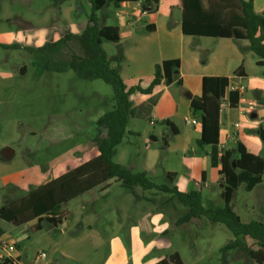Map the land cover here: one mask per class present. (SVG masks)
Here are the masks:
<instances>
[{
    "label": "rangeland",
    "instance_id": "rangeland-1",
    "mask_svg": "<svg viewBox=\"0 0 264 264\" xmlns=\"http://www.w3.org/2000/svg\"><path fill=\"white\" fill-rule=\"evenodd\" d=\"M111 10L116 11L114 7ZM107 13V10L97 13L101 23H105ZM91 15L92 6L87 0H0V45L7 46L0 47V209L98 155L97 122L115 104L113 88L102 80L81 79L72 70L56 73L44 69L49 60L58 62L75 54L86 55L76 34L87 27ZM108 25L115 23L109 21ZM70 33L74 37L56 50L44 49ZM102 48L109 57L118 54L116 44L111 42L104 41ZM257 59L250 51L247 60L251 63ZM251 66L256 70L254 63ZM259 70L251 74L254 85L263 80L257 75ZM243 83L248 88L242 105L232 109V113L222 114L224 129L235 133L247 132L249 124L254 122L252 115L259 114V108L264 110V88H257L256 92L248 82ZM175 90L157 95L152 103H134L127 129L136 135H126L123 144L116 149L113 161L134 173L149 170V180L157 185L170 186L167 173H176V183L184 193L201 189L205 208L222 209L225 206L221 196L224 186L218 182L216 156L212 155L204 168L206 183L202 180L205 155L197 144L193 142L188 151L198 152L190 174L181 163L183 155L178 147L185 144L187 130L194 133V127H189L183 117L173 119L181 131V138L176 139L162 120L156 122L153 119L156 113L153 103L159 101V112H165V101ZM189 120L193 118L189 117ZM251 135L259 140V144L254 143L251 147L252 151L264 159V144L258 131H252ZM6 148L15 152L10 161H5L2 155ZM211 150L217 148L211 147ZM134 190L114 184L105 195L107 197L93 193L71 201L64 206L67 213L64 226L44 223L41 231H33L36 221L15 227L2 220L0 226L6 231L7 240L17 250L28 253L36 264L48 261L54 264H106L110 260L115 264L121 258L122 248L132 264V250L136 246L128 234L134 229L143 234L146 246L152 242L162 246L152 253L154 260L178 252L184 264H253L247 251L224 250L233 239L225 225L214 224L206 218L185 221L188 208L171 210L169 202L143 203L133 196ZM145 196L153 199L154 193ZM94 197L98 198L96 204ZM122 199L129 205V217L118 212V200ZM104 200L110 205V208L105 207V222L83 216L93 205H102ZM230 207L244 224L263 221L264 176L253 193L247 191L246 183H241ZM92 221H98L97 226L87 228ZM82 222L86 225L84 229L80 228ZM120 225L124 229L115 238L113 234ZM162 228L166 229L156 233ZM152 234L159 235L151 238ZM243 242L249 249L258 248L252 240ZM42 253L47 255L45 261L40 258Z\"/></svg>",
    "mask_w": 264,
    "mask_h": 264
},
{
    "label": "trees",
    "instance_id": "trees-1",
    "mask_svg": "<svg viewBox=\"0 0 264 264\" xmlns=\"http://www.w3.org/2000/svg\"><path fill=\"white\" fill-rule=\"evenodd\" d=\"M92 6V15L84 31L77 36L86 55L75 54L65 61L49 60L44 69L49 72H76L84 80H102L114 90L113 108L106 112L97 122L98 136L95 139L98 155L93 159L70 170L62 176L43 184L21 199L0 209V220L21 227L36 221L33 231H41L44 223L61 226L67 218L64 206L98 187L105 186L115 180L127 188L134 190L140 187L144 191L158 190L170 194L173 200L189 209L185 221L191 218H206L214 224L225 225L232 233L231 240L224 250L233 248L247 251L256 264H264V220L241 222L240 217L230 207L234 194L241 183H246L248 192H252L263 182L264 159L248 151L246 146L237 142L233 149L226 150L220 158L221 184L224 186L222 209H207L203 206L202 193L191 191L182 193L176 187L157 185L148 178L146 172L134 173L114 163V152L127 134L130 118L133 115L132 96L135 94L150 95L165 84L173 83L174 73L180 67L178 60L165 61L156 65L154 79L147 86L141 84L129 87L123 80L120 69L125 61L123 53L109 58L102 48L104 41L119 44L120 29L116 26L100 27L97 13L110 5L119 8L123 3L141 0H87ZM182 33L191 37L229 38L248 41L250 50L257 56V65L264 67V12L257 13L253 0H182ZM74 36L48 44L44 49L56 50L65 41ZM7 48V46L0 45ZM242 67L236 72L239 74ZM232 79L227 77H205L202 82V96L191 101V111L201 121V138L197 146L204 149L220 144L221 106ZM181 85V82H179ZM242 93L239 90L228 93L229 107L239 106ZM174 135L177 128L165 121ZM106 131V134L103 132ZM132 135V134H130ZM134 135V134H133ZM136 135V134H135ZM259 137L264 144V128L259 129ZM167 143V142H166ZM167 178L172 181L173 175ZM6 231L0 226V237ZM252 240L258 249H249L243 242ZM19 249V245H17ZM0 264H18L15 260H0ZM156 264H184L179 253Z\"/></svg>",
    "mask_w": 264,
    "mask_h": 264
},
{
    "label": "crops",
    "instance_id": "crops-1",
    "mask_svg": "<svg viewBox=\"0 0 264 264\" xmlns=\"http://www.w3.org/2000/svg\"><path fill=\"white\" fill-rule=\"evenodd\" d=\"M253 2L255 11L257 13H263L264 0H253ZM181 4L182 0H141L138 2L123 3L119 8L110 5L109 7L103 9L107 10L108 12V15L105 17V23H101L99 21V25L100 27H106L109 26L108 22L112 21L115 23L114 26L119 27L120 29L121 40L116 46L118 49V54L123 53L125 56V61L121 65L120 73L124 82L129 87L136 86L138 84L147 87L154 79L156 65H160L165 61H179L180 67L177 71H175L173 83L171 85L167 86L162 84L161 86L157 87L150 95H142L137 93L132 96L131 100L134 108V103L136 101L138 103H142V105L150 102L152 103L153 99L157 95L164 94L166 91H169L173 88L176 89L173 96L169 97L168 100L165 101L164 105L165 109H167L165 112H159V101L153 103L154 112H156L153 115V119L156 120V122H159V120H162V122H171L178 130V134L173 136L176 139L181 138V131L176 123L172 121L173 119L183 117L189 127H194V133H192L190 130H187L188 136L185 140V144H182L180 147H178L179 152L183 155L181 163L183 164L186 173L190 174L191 168L193 166L194 156L198 155V152L188 151L191 150V145L193 142L196 145L197 141L201 138L200 117L194 116L192 114L191 101L202 96L203 79L205 77H227L232 79V83L236 86H245L243 82H248L251 88L257 92V88H264V70L258 69L260 68V66L257 65L258 59L251 63L249 60H247V56L250 55L251 50L250 44H248L246 41H238L229 38L191 37L184 35L182 33L183 12ZM112 7L115 8V12L111 10ZM83 31L84 29L76 35H80ZM61 39L62 37L58 38V41ZM117 55L110 56L109 58L115 57ZM252 63L256 65V70L252 68ZM240 67H242L243 70L239 74H236ZM257 69L260 71L257 75H261L263 80L260 82L261 84L258 83L257 85H254L251 82L254 79L251 74L252 72L258 71ZM179 82H181V85H179ZM246 88L248 87L246 86ZM246 91L245 93H247ZM245 93H242L239 106H241L243 103ZM188 94L192 96V99L188 97ZM251 100L252 97L249 96V101ZM257 110H259V114H256L257 117L253 119L254 122L249 124V129L247 132L235 133L228 129H224L225 125L221 120L220 144L214 147L217 148V150H211V147L213 146H209L204 149L199 148L201 153L205 155V157L202 158V163L204 165L202 168L203 183H206V170L204 168L207 163H209L212 155L216 156L215 158L218 160V182L219 184L221 183V176L219 175V171L221 169L220 158L224 151L233 149L237 142L243 143L248 151L257 155L256 152L252 151L251 147L254 143L259 144V140L253 137L251 133L252 131L257 130L259 137V129L261 127L264 128V110L260 108ZM232 112V108H229L227 114ZM240 114L243 116V112H240ZM260 114L262 118H260ZM189 117H192L193 120L190 121ZM131 119L132 117L130 118V122ZM193 123H196L197 125ZM128 133L132 135L134 134L135 136V133ZM231 142L233 143L231 144ZM145 172L148 174V176H150L149 170H145ZM168 174L173 175L172 181H169V187H176L180 192L184 193L176 183L178 175L173 172H168L167 175ZM114 184L121 183L112 180L109 181L105 186L98 187L85 194L99 193L101 196L108 195ZM258 187L259 185L250 193H253L258 189ZM135 189L136 190H134L132 194L136 200L140 202H152L155 204L169 202L171 210H179L185 207L177 200H173L171 195L165 192L158 190L144 191L138 190L137 188ZM135 191L137 193H134ZM198 191L201 192L202 190L200 189ZM146 193H154V198L151 199L146 197ZM156 198L160 199V201H155ZM93 200L94 204L98 203L97 197H94ZM103 202L102 205H93L90 210H87L83 214V216L87 219L90 217L93 219L98 218L97 220H99V222H105V209L110 208V205L106 203V200ZM118 203L119 205L117 208L119 214L123 215L124 217H129L131 215V211L127 202L122 199L118 200ZM86 205L88 206V204ZM185 208L187 209V207ZM107 211L108 213L110 212V210ZM94 222L91 223L87 228H95L98 221ZM64 225L65 221L63 222L62 226ZM85 227L86 225L84 222H82L80 228L84 229ZM123 229L124 228L121 225L117 227V232L113 234L115 238L121 235L118 233H121ZM165 229L166 228H162L156 233H160ZM128 235L136 246L132 250V264H156L161 260L169 258L170 255L175 253L173 252L168 254L167 257L154 260L152 253L156 252V250L159 251V249H162L161 245L158 246L156 243L152 242L146 246L142 239L143 234H140L139 231L135 229L131 234ZM157 235L159 234H152L150 237L155 238ZM3 238L7 240L6 235L3 236ZM121 253V258L118 259L115 264H129V259L127 258L126 251L123 248ZM14 257L18 264H36L32 261L28 253H23L20 251V249L17 250V253L14 254ZM46 259L47 255L46 258L41 260L45 261ZM111 262L112 261L110 260L106 264H112ZM45 264L54 263L52 261H48ZM253 264L256 263L253 261Z\"/></svg>",
    "mask_w": 264,
    "mask_h": 264
},
{
    "label": "built area",
    "instance_id": "built-area-1",
    "mask_svg": "<svg viewBox=\"0 0 264 264\" xmlns=\"http://www.w3.org/2000/svg\"><path fill=\"white\" fill-rule=\"evenodd\" d=\"M236 90H239L241 93H244L246 91V88L244 86H236L231 82L230 86L228 87L226 97L224 98V100L222 102L221 114L227 112L228 109L230 108L229 104H228V93L234 92ZM151 124L154 125L155 122L152 121ZM193 124L197 125L196 123H193ZM235 126L239 127L238 124H236ZM16 253H17V249H16L15 245L13 243H10L9 241H7L5 238L0 237V260L1 261L5 260V259L15 260L14 254H16ZM40 258L41 259L46 258V254L42 253L40 255Z\"/></svg>",
    "mask_w": 264,
    "mask_h": 264
},
{
    "label": "water",
    "instance_id": "water-1",
    "mask_svg": "<svg viewBox=\"0 0 264 264\" xmlns=\"http://www.w3.org/2000/svg\"><path fill=\"white\" fill-rule=\"evenodd\" d=\"M188 97L192 99V96L190 94H188ZM256 117H257L256 114L252 115L253 119H255ZM2 155L5 161H10L14 157L15 152L11 148H6L3 150Z\"/></svg>",
    "mask_w": 264,
    "mask_h": 264
}]
</instances>
